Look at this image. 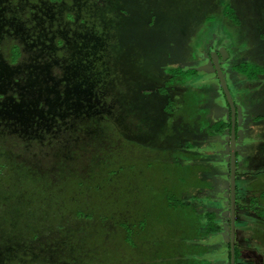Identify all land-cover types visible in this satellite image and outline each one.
<instances>
[{"label":"rangeland","instance_id":"374dc122","mask_svg":"<svg viewBox=\"0 0 264 264\" xmlns=\"http://www.w3.org/2000/svg\"><path fill=\"white\" fill-rule=\"evenodd\" d=\"M228 5L236 21L226 17ZM87 6L94 15L89 36L105 60L115 58L119 75L113 78L111 66L109 119L71 118L76 96H47L41 75L34 79L42 95L24 96L21 107L0 116V158L12 170L0 180V264L12 258L5 264H206L207 226L192 209V191L204 188L201 175L210 166L192 147L215 129L204 106L214 83L205 61L215 46L225 47L229 89L258 116L264 137V84L235 88L227 69L239 61L264 67V0ZM174 71L177 79L169 81ZM38 126L47 129L32 131ZM221 138L212 140L215 152L222 151ZM260 186L263 203L264 175ZM239 213L237 197V232ZM258 213L254 260L264 264V208Z\"/></svg>","mask_w":264,"mask_h":264},{"label":"flooded vegetation","instance_id":"af4514ba","mask_svg":"<svg viewBox=\"0 0 264 264\" xmlns=\"http://www.w3.org/2000/svg\"><path fill=\"white\" fill-rule=\"evenodd\" d=\"M67 2L73 3V7ZM89 2L90 0H0L1 119L3 114L8 115L11 109L21 107L24 96L38 95L39 98V95H42V89L37 92L35 87L38 80L34 78L38 75L42 76V83L47 85V88H44L47 96L59 92L76 96L75 108L70 112L71 118L109 119L108 108L114 100L107 82L113 72V78L116 80L119 75L113 66L115 58L111 62L105 60L107 55L103 53L104 50L99 52L96 48L97 38L89 36L94 24V15L88 11ZM65 12L72 13L75 19L68 21ZM18 74L22 76L19 77ZM229 124L231 129V114ZM45 129L47 128L44 126H38L32 131L44 132ZM10 172L12 170L0 158L2 183L4 182L2 175ZM1 205L0 203V208ZM219 226L222 229L220 224ZM228 228L227 250L230 264V215ZM238 248L236 241L235 264L239 257ZM12 260L13 258L10 261L5 260L4 264Z\"/></svg>","mask_w":264,"mask_h":264},{"label":"crops","instance_id":"0c3cea01","mask_svg":"<svg viewBox=\"0 0 264 264\" xmlns=\"http://www.w3.org/2000/svg\"><path fill=\"white\" fill-rule=\"evenodd\" d=\"M251 62V61H239ZM207 66H211V61H205ZM254 63V62H252ZM237 64L228 65V77L234 85L241 89L248 84H264V75L256 79H249L235 70ZM254 64H257L255 62ZM193 63L187 65L188 68H196ZM186 67V68H187ZM187 68V69H188ZM209 78L214 83L211 88V104L206 102L204 106L208 109L209 122L208 126L212 127L218 122L230 123V107L226 96L222 90L219 80L213 73L214 68L209 67ZM218 80V81H215ZM227 80V79H226ZM233 99L236 105V155H237V182L240 180V190L237 188L240 203V228L237 232V243L240 254L237 264H257L255 253L258 254L259 237L256 230L261 227L263 222L258 211L264 208V202L258 199L261 197L262 188L260 186L264 175V149L261 144L264 137L261 135L262 126L259 125L257 117L248 106L243 103L242 97ZM221 135L222 151L215 152L212 140ZM230 135L231 129L227 127L222 133H215L213 130L197 136L194 153H202L203 161L209 162L208 170L202 174L201 179L205 181L204 188L192 191L194 204L197 214L201 219V223L207 226V213L215 215V221L222 226V229L215 233L206 234L202 232V245L204 251L203 261L206 264H229L228 254V231L227 224L230 215L229 208V191H230ZM219 154V158L217 156ZM213 160H211V158ZM240 161V166L238 162ZM213 162V164H212ZM216 163V164H214ZM218 165V166H216ZM196 212V211H195ZM229 229V228H228Z\"/></svg>","mask_w":264,"mask_h":264},{"label":"water","instance_id":"95a60500","mask_svg":"<svg viewBox=\"0 0 264 264\" xmlns=\"http://www.w3.org/2000/svg\"><path fill=\"white\" fill-rule=\"evenodd\" d=\"M229 58L224 46L214 47L210 59L214 66L216 77L219 80L222 90L226 96L231 109V140H230V264L236 263V176H237V155H236V106L228 82L224 75L221 62Z\"/></svg>","mask_w":264,"mask_h":264},{"label":"trees","instance_id":"16d2710c","mask_svg":"<svg viewBox=\"0 0 264 264\" xmlns=\"http://www.w3.org/2000/svg\"><path fill=\"white\" fill-rule=\"evenodd\" d=\"M225 11H226L225 15L228 19L236 21V15L232 7H230L229 5L226 6ZM235 70L249 79H256L264 75V67L260 65L252 64L249 62H241L237 64L235 67ZM179 72L180 71L172 72L169 81L171 80L174 81L175 79H177V74ZM183 72H185L186 74L190 73V75L194 74L190 70H188L187 72L186 71H183ZM185 77H188V76H185ZM227 127H230L229 123L226 124L224 122H218L216 125H214V128H215L214 132L217 134L222 133ZM206 218H207L206 234L215 233L221 230L219 224L215 221V215L213 213H207ZM129 238L130 236L127 235L126 240H128Z\"/></svg>","mask_w":264,"mask_h":264}]
</instances>
